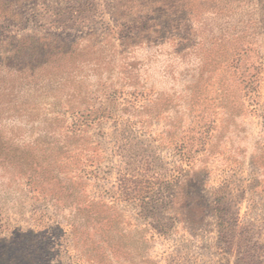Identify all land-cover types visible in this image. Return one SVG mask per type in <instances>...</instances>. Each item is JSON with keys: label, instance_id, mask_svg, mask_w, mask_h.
<instances>
[{"label": "rangeland", "instance_id": "obj_1", "mask_svg": "<svg viewBox=\"0 0 264 264\" xmlns=\"http://www.w3.org/2000/svg\"><path fill=\"white\" fill-rule=\"evenodd\" d=\"M178 1L0 0V264H264V0Z\"/></svg>", "mask_w": 264, "mask_h": 264}, {"label": "trees", "instance_id": "obj_2", "mask_svg": "<svg viewBox=\"0 0 264 264\" xmlns=\"http://www.w3.org/2000/svg\"><path fill=\"white\" fill-rule=\"evenodd\" d=\"M181 0L178 1V3H172V4H160V8L164 14V16L166 17H172V16H176V14L178 12H180L181 10H185V8H189L187 10H191V5L186 4V2H182L180 4ZM183 7V9H182ZM185 10V11H187ZM191 12V11H190ZM189 20V19H188ZM167 23V27L170 26L169 21L166 22ZM182 23V25H181ZM180 25L182 26L181 28H178L177 26ZM195 24L192 23V20H189V22L184 23V20L182 21H178L176 20V27L175 29H181L183 32V34L178 35L179 33L177 32V34L174 33L175 37H173L174 39H187L190 40L191 44L193 45V42H195V44L193 46H190L188 48H192L191 53L193 55H195V62L197 63V67L199 69V67L201 68V66L204 64V61L206 59L205 55V42H204V38L202 36V31L199 29H194ZM169 32V31H168ZM185 32H187L188 34H185ZM170 33V32H169ZM242 48L240 47L237 51L235 52H230L228 53L225 57L228 60V62H234V61H238V57H236V55L238 54V51L241 50ZM190 52V51H188ZM178 53V52H177ZM180 54V53H178ZM232 66V64L230 65ZM234 67H236V64L234 65ZM197 73H199L197 71ZM23 137V136H21ZM17 138L16 136H13L12 134L9 133H5L4 131L0 132V177L2 179V181L0 182V184L2 186H6L5 188L7 189L12 182L16 183V178L14 177L15 171H16V176L20 179L21 178H25L26 181L28 183H32V185H39L38 182H36V180L43 182L45 180L46 182L50 181H54L55 184L59 183L60 186L63 187L66 177H61V173H60V169L58 168V166H56V169L54 167H51L49 170H51V175H46L44 176V179H40L39 176L41 175L42 171H45L46 167L49 164H55V160H58V156H53L52 154H50L49 152H45L43 150L40 151V154L37 155L30 153V159H31V164L32 166L30 167H26L24 166L23 170L20 169L17 165L16 162L13 161L14 157H15V153L17 151V148L13 145L16 141V139L18 141H27L25 139V137L23 138ZM33 141V140H32ZM37 146L40 145L39 141L36 142ZM44 144V143H43ZM20 175V176H18ZM17 178V180H19ZM38 178V179H37ZM34 183H33V182ZM44 183V184H45ZM40 187V186H39ZM42 187H44V185H42ZM20 190L22 191V188H20ZM56 201L57 198H56ZM97 202H91V204H89L90 206L93 204H96ZM98 205V203H97ZM100 206V204H99ZM83 211H87V208H84Z\"/></svg>", "mask_w": 264, "mask_h": 264}]
</instances>
